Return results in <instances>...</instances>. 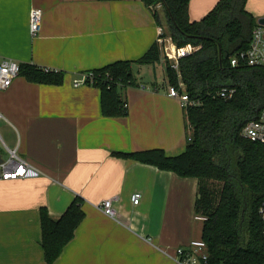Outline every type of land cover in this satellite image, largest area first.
I'll return each mask as SVG.
<instances>
[{
    "label": "crops",
    "instance_id": "crops-1",
    "mask_svg": "<svg viewBox=\"0 0 264 264\" xmlns=\"http://www.w3.org/2000/svg\"><path fill=\"white\" fill-rule=\"evenodd\" d=\"M217 1L190 0L189 20L202 19ZM32 9L42 12L35 38ZM245 11L257 23L264 0H246ZM160 32L142 0H0V62L63 75L58 85L17 76L0 91V157L16 151L40 173L0 181V264H46L40 210L57 219L75 198L84 217L53 264H177L176 248L201 239L196 179L113 156L185 150L190 128L179 101L167 96L162 55L154 65L131 66L135 87L121 92L127 109L118 117L102 115L99 89L72 85L82 72L138 60ZM107 199L114 219L98 209Z\"/></svg>",
    "mask_w": 264,
    "mask_h": 264
},
{
    "label": "trees",
    "instance_id": "trees-1",
    "mask_svg": "<svg viewBox=\"0 0 264 264\" xmlns=\"http://www.w3.org/2000/svg\"><path fill=\"white\" fill-rule=\"evenodd\" d=\"M153 9L161 37L176 47L191 45L198 50L178 62V71L166 63L169 85H177V76L186 95L199 103L185 111L191 130L185 150L167 157L160 149L114 153L113 156L149 164L172 172L180 178L198 182L194 212L206 218L201 240L206 245L207 264H264V237L257 215L264 201V146L240 136L243 126L264 108V71L258 68L229 66V59L245 51L255 26L245 11L246 0H218L199 21L188 17L190 0H142ZM161 13V14H160ZM161 50L154 43L138 60L118 61L91 70L100 91L104 117L123 115L121 92L135 87L131 66L154 65ZM18 76L29 83L58 85L62 74L19 64ZM234 89L230 99L216 96L222 88ZM221 183L218 199L206 187ZM82 201L75 198L57 219L40 210L41 248L46 264H53L72 240L84 214Z\"/></svg>",
    "mask_w": 264,
    "mask_h": 264
},
{
    "label": "built area",
    "instance_id": "built-area-1",
    "mask_svg": "<svg viewBox=\"0 0 264 264\" xmlns=\"http://www.w3.org/2000/svg\"><path fill=\"white\" fill-rule=\"evenodd\" d=\"M158 5L150 6L153 10ZM42 12L39 9H32L28 18V30L32 38L37 37L41 27ZM161 51L163 59L174 71H178V62L198 50V47L186 45L184 47L174 46L170 39H165L160 35L156 41ZM170 45H169V44ZM229 66L236 68H258L264 71V26L255 23L251 33V39L245 51L234 54L229 59ZM19 64L15 61L3 59L0 62V91L6 90L12 81L18 76ZM47 71V69H45ZM177 85L167 86V96L176 99L180 107L185 112L191 107L199 105L197 101L191 100L185 93V86L177 76ZM96 84L92 71L80 73L73 80V87L91 86ZM234 94L232 88H222L216 92V96L223 99H230ZM127 109L126 104L122 105V111ZM240 136L258 145L264 146V108H262L255 119L247 122L240 131ZM188 137L187 140H189ZM40 173L31 165L18 157L16 151L7 150L5 158L0 157V181H16L24 179H36ZM139 194L135 193L131 197L133 205H137ZM100 212L108 218L114 219L116 211L112 207V199L103 200L99 205ZM257 215L261 223L262 235L264 237V201L260 203L257 209ZM195 220L204 222L205 217L196 215ZM208 254L205 243L199 240L190 241L187 245L180 246L175 250V262L177 264H207Z\"/></svg>",
    "mask_w": 264,
    "mask_h": 264
},
{
    "label": "rangeland",
    "instance_id": "rangeland-1",
    "mask_svg": "<svg viewBox=\"0 0 264 264\" xmlns=\"http://www.w3.org/2000/svg\"><path fill=\"white\" fill-rule=\"evenodd\" d=\"M161 55L163 57V51H161ZM190 136H191V130L187 129V138L190 137ZM221 186H222V184L218 183V182H207L206 183V187L214 194V197H215L216 200L218 199Z\"/></svg>",
    "mask_w": 264,
    "mask_h": 264
},
{
    "label": "water",
    "instance_id": "water-1",
    "mask_svg": "<svg viewBox=\"0 0 264 264\" xmlns=\"http://www.w3.org/2000/svg\"><path fill=\"white\" fill-rule=\"evenodd\" d=\"M257 23L264 26V17L257 20Z\"/></svg>",
    "mask_w": 264,
    "mask_h": 264
}]
</instances>
